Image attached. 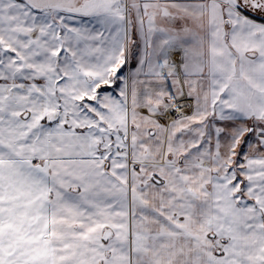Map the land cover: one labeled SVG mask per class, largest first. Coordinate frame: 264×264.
<instances>
[{
    "label": "snow or ice",
    "instance_id": "1",
    "mask_svg": "<svg viewBox=\"0 0 264 264\" xmlns=\"http://www.w3.org/2000/svg\"><path fill=\"white\" fill-rule=\"evenodd\" d=\"M0 264H264V0H0Z\"/></svg>",
    "mask_w": 264,
    "mask_h": 264
}]
</instances>
